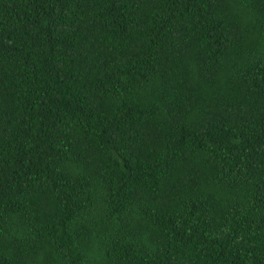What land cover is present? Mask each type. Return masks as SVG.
<instances>
[{
  "label": "trees",
  "instance_id": "obj_1",
  "mask_svg": "<svg viewBox=\"0 0 264 264\" xmlns=\"http://www.w3.org/2000/svg\"><path fill=\"white\" fill-rule=\"evenodd\" d=\"M0 264H264V0H0Z\"/></svg>",
  "mask_w": 264,
  "mask_h": 264
}]
</instances>
